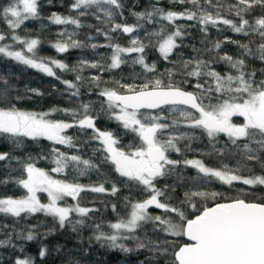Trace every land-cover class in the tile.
<instances>
[{"label":"snow or ice","instance_id":"snow-or-ice-1","mask_svg":"<svg viewBox=\"0 0 264 264\" xmlns=\"http://www.w3.org/2000/svg\"><path fill=\"white\" fill-rule=\"evenodd\" d=\"M169 2L183 10L164 9L160 0H148L142 10H128L135 18L131 24L125 16V0H72L68 15L52 12L47 20L64 26L51 43L56 53L90 48L98 57L81 56L71 67L38 55L42 41L18 33L25 22L42 19L39 0L0 4V21L7 28L0 30V58L59 81L63 88L53 85V90L73 105L46 111L22 109L18 102L44 93L26 85L21 94L0 74V185L23 190L20 196L0 195V214L13 219L11 225L0 223L4 237L0 248L19 253L12 264H34L14 240L36 238L43 222H19L40 213L54 221L44 237L56 231L55 224L60 229L70 226L78 234L90 228L89 244L95 241L126 254L146 252L139 264H264V0ZM88 17L96 24H85ZM85 27L94 29V35L89 32L84 40L76 39ZM193 28L204 37L200 48L183 43ZM210 28L228 29L246 42L230 37L211 42ZM100 36L104 43L94 42ZM119 36L128 37L127 46L116 42ZM224 43L235 45L238 55H221L218 50ZM100 48L110 51L101 53ZM149 48L159 53L151 63L146 60ZM182 48H190L193 55L185 56ZM213 51L214 56L203 58ZM160 61L170 67L160 71ZM221 63L227 71L217 70ZM251 63L262 67H250ZM125 64L133 71L103 79V73ZM86 70L88 76L83 75ZM69 72L74 79L63 78ZM84 94H94L96 100L80 99ZM96 103L98 109L93 107ZM53 113L63 118L53 119ZM240 118L242 122H236ZM101 119L114 122L116 129L100 127ZM69 129L79 135H68ZM42 140L50 142L47 150L14 154L27 143ZM194 142L203 147H193ZM5 144L8 150H3ZM85 152H90L87 158ZM205 157L212 158L214 165ZM40 161L50 166L39 167ZM188 169L195 175L187 176ZM91 174L95 181L79 182V177ZM122 188L128 194L117 202L105 199L117 198ZM134 192L140 198H134ZM40 193L46 194L47 202H42ZM87 194L92 199L85 203ZM97 202L105 210L110 207L115 219H103ZM150 209L158 211L153 214ZM185 237L188 242L181 243ZM60 251L57 245L56 252ZM74 251L78 250L64 253V264H81ZM48 254L47 246L39 248L40 258Z\"/></svg>","mask_w":264,"mask_h":264},{"label":"trees","instance_id":"trees-1","mask_svg":"<svg viewBox=\"0 0 264 264\" xmlns=\"http://www.w3.org/2000/svg\"><path fill=\"white\" fill-rule=\"evenodd\" d=\"M7 0H0V4H6ZM72 3V0H52V3L49 4L48 0H39L40 4V16L42 19H36L25 22V24L18 30L19 35L28 36L30 38H37L41 40V44L37 46V54L40 56L46 57H54L66 62L70 67L76 64L78 59L81 56L88 58L89 60L98 59L96 55H94L93 51L90 48L87 49H69L66 53L58 54L55 49L51 47V43L55 42L58 37L56 35L57 32L63 30L64 26L51 24L47 17L52 13L56 12L61 15L69 14V6ZM148 6V0H125V16L128 17V23H134L135 18L128 15V10L132 9L134 11H140L143 8ZM164 9H174L177 11H182L183 6L178 4L170 3L169 0H160V5ZM75 15V13H72ZM85 24H96V21L91 17H88L83 21ZM178 23H184L183 21H179ZM43 25V26H42ZM99 26V25H97ZM0 30L7 31L6 24L0 21ZM68 30L72 31L73 26H68ZM91 32L94 35V29L90 30L88 28H83L79 30L78 35L75 37L76 39L84 40L85 34ZM143 35V32L140 33ZM225 37H230L233 40H240L241 42H246L245 38L240 34H235L228 29H224L222 31H217L214 28L209 29V34L207 39L211 42H215L217 40L223 41ZM126 36H119L116 42H119L122 46H127ZM204 39L198 29H191V35L186 36L183 40L184 44H195L197 48L201 47L200 41ZM104 43V38L102 36L97 37L94 42ZM10 41H5V43H9ZM211 47V44L208 45ZM22 47V46H21ZM98 52L108 53L110 50L105 48L97 49ZM179 51L183 52L185 56L193 55L190 48H182ZM219 53L222 55L224 53H228L233 56L238 55V49L235 45L230 43H224ZM216 54L215 51L212 53H204L203 58L208 59L210 56H214ZM159 56V53L154 49H147V62L151 63L153 60H156ZM173 60L176 59V56L173 55ZM165 67H170L166 62L160 61L158 63V68L160 71H163ZM250 67L259 69L262 67L259 63H251ZM218 71L225 72L227 68L224 64L216 65ZM135 70L139 71V66H135ZM133 71V67L129 64L121 65L120 69L114 70L112 73L105 72L103 73V79L108 80L110 77L115 76L119 78L121 75H127ZM57 73L60 74L59 70ZM92 74H95V70H91ZM0 74L9 78L11 84L15 85L20 93L23 94V90L27 85L30 88H38L40 89L44 95L42 97L33 96L30 100L25 99L23 101L18 102V107L27 110H37V111H46L51 109L53 106L59 107H72L73 105H69L64 98L59 96L57 92L53 90V85H56L57 88L62 89L63 85L59 83V81L55 80L52 77H48L35 69L28 68L24 65H21L17 62H14L8 58H0ZM90 72L86 70L83 75L88 76ZM63 78L65 79H74L73 73H63ZM259 78V77H258ZM86 91V90H85ZM15 94V93H13ZM84 101H95L96 96L84 94L81 96ZM94 108L98 109L99 104L96 103L93 105ZM53 119H61L63 118L61 115L53 113ZM99 126L104 128L116 129V124L114 122L106 121L101 119L99 122ZM68 135H79L75 129L67 130ZM83 138V137H82ZM131 136H125L123 139V143L127 144ZM50 142L46 140H42L39 144L35 143H27L23 149H18L14 152L15 155H24L25 153H31L36 155L41 152L42 148L47 150ZM94 146V145H93ZM193 147H203V144H198L196 142L193 143ZM9 146L7 144L4 145L3 150H8ZM85 158L90 155V152L83 153ZM196 155V153H189V156ZM173 158H176L175 154H173ZM206 163L209 165H214V160L212 158L205 157ZM234 164V161L230 162ZM39 167L48 168L50 165L47 161H40L38 164ZM257 171H259L257 167ZM187 176L195 175L194 170L188 169L186 171ZM3 173L0 172V178H2ZM69 179H72V176H68ZM97 179L95 174H91L90 177H79V182L83 184H88L90 181H95ZM170 182V181H169ZM219 191H225L226 186L219 187L214 186ZM23 194L22 189L16 188L14 185H0V195H13L20 196ZM128 194L127 189L121 190L119 196L117 198H105L110 200L111 202H117L120 198ZM179 191L177 195H179ZM227 194L235 195L234 191H229ZM42 202H47L46 194H39ZM134 198H140L138 193H133ZM92 199L91 194H87L85 196V203ZM68 203H72L70 199H68ZM96 207L101 209V213L103 215V219L114 220L115 214L112 213L110 207L105 210L103 205L99 202L96 203ZM150 211L155 214L158 210L150 209ZM100 215V214H97ZM73 218H75L73 214ZM38 222H43L40 227L36 229L35 236L36 238L32 241L26 240H14V243L17 245H23L24 252L34 258V264H64V253L67 252L68 249L78 250L74 251V255H77L81 258V264H139V261L144 260L147 255L146 252H132V253H123L118 249H109L106 246L101 247L100 243L93 241L89 244L88 237L92 234V230L90 228H82L79 231V234L71 231V227L67 226L63 229H60L58 224H55L56 231L52 234L44 237L42 233L47 231L49 228L54 226V221L51 217H45L44 214H34L31 217H28L26 220L21 219L20 224H28L35 225ZM0 223H7L11 225L13 223L12 218H5L2 214H0ZM26 234V233H25ZM3 235H0V239H3ZM181 243H185V239L182 238L180 240ZM61 246L60 253L56 252V246ZM41 246H47L49 250V254L45 258H40L38 255L39 248ZM129 246L131 243H129ZM84 249H87V254L84 255ZM19 253L10 249V248H0V255H3L4 262L3 264H12V260L15 259L16 255Z\"/></svg>","mask_w":264,"mask_h":264},{"label":"flooded vegetation","instance_id":"flooded-vegetation-1","mask_svg":"<svg viewBox=\"0 0 264 264\" xmlns=\"http://www.w3.org/2000/svg\"><path fill=\"white\" fill-rule=\"evenodd\" d=\"M236 122H242V118H240V119L236 120Z\"/></svg>","mask_w":264,"mask_h":264},{"label":"water","instance_id":"water-1","mask_svg":"<svg viewBox=\"0 0 264 264\" xmlns=\"http://www.w3.org/2000/svg\"><path fill=\"white\" fill-rule=\"evenodd\" d=\"M184 239H185L186 242H188L186 237Z\"/></svg>","mask_w":264,"mask_h":264},{"label":"rangeland","instance_id":"rangeland-1","mask_svg":"<svg viewBox=\"0 0 264 264\" xmlns=\"http://www.w3.org/2000/svg\"><path fill=\"white\" fill-rule=\"evenodd\" d=\"M47 197V196H46ZM68 199H70L71 200V198H68Z\"/></svg>","mask_w":264,"mask_h":264}]
</instances>
